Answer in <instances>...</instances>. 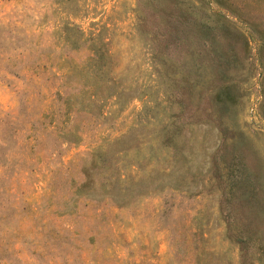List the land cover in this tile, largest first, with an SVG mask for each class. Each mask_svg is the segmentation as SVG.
<instances>
[{"label": "rangeland", "instance_id": "374dc122", "mask_svg": "<svg viewBox=\"0 0 264 264\" xmlns=\"http://www.w3.org/2000/svg\"><path fill=\"white\" fill-rule=\"evenodd\" d=\"M227 4L0 0V264H242L231 231L264 264V0ZM171 7L244 40L219 127L175 100L203 63L153 57Z\"/></svg>", "mask_w": 264, "mask_h": 264}, {"label": "trees", "instance_id": "16d2710c", "mask_svg": "<svg viewBox=\"0 0 264 264\" xmlns=\"http://www.w3.org/2000/svg\"><path fill=\"white\" fill-rule=\"evenodd\" d=\"M212 1L226 8L230 5L227 4V0ZM225 1L226 4L224 6L223 2L225 3ZM172 9L173 8L171 7L169 11H162L163 15H165V19L167 16H172L173 21H168L167 17V20H164V23L162 24V28L165 30L164 32H160L162 38L154 37L155 49L153 57L165 67L166 61L164 54L170 45L175 44L177 47L182 48V50H186V54L189 58H197L198 65L203 63L202 67L207 68L209 79L205 82L203 87L197 90L196 95L198 98H201V102L194 106L191 105L192 100L190 96L192 94L194 82L189 81V74V76L187 74L181 75L174 80V88L179 91L178 97H176L175 100L180 103L181 106L179 114L188 112V121L191 114L189 109L193 108L197 110L199 108L201 114H203L205 118L210 119V121L214 122L216 126L219 127L220 116L230 110L235 97L238 95V90L229 82L232 78L230 76L231 70L235 69L234 67L236 66V56L235 54L232 56L229 54L225 55L220 52V48L222 49V47L224 48L227 45L229 48H233V46H235L234 40H237L236 42H241L242 44H244V40L241 38L239 32L236 33L232 30H226L224 26H220L219 24L212 25L204 21H198L194 19L192 15V17H190V14H187L184 11L181 12L178 9L175 13V10ZM142 29L148 30V27L145 24H142ZM155 33H158V30H156ZM188 35L193 38L196 37V39H191ZM222 41L223 43L225 41V43L222 44ZM258 41L262 42L258 47L259 53H263L264 40L259 38ZM194 42L197 44L196 48L193 46ZM204 60L205 62H203ZM168 70L170 72L173 71L171 68H168ZM197 75L200 76L201 74L198 73ZM197 117V120H199L201 117L200 113ZM164 129V135L168 139L170 137L169 132L171 131L167 128ZM227 214L229 213L226 212V216ZM226 216L224 217L226 227L231 229V221H229ZM260 217L257 218L259 222L261 219H264L263 216ZM253 234L255 235V238L261 242V245L264 248V231H261L259 226H254ZM227 237H230V239L238 244L240 250L239 256L242 260H240L241 263L253 264L249 260V257L247 258L246 244L248 243V240L246 237L244 238L241 236L239 232L235 233L232 231L228 232Z\"/></svg>", "mask_w": 264, "mask_h": 264}]
</instances>
